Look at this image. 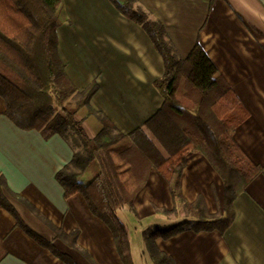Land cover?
<instances>
[{"label":"crops","instance_id":"0c3cea01","mask_svg":"<svg viewBox=\"0 0 264 264\" xmlns=\"http://www.w3.org/2000/svg\"><path fill=\"white\" fill-rule=\"evenodd\" d=\"M63 4L67 21L56 36L64 72L79 92L96 83L90 108L126 135L162 103L153 86L164 72L162 58L141 27L108 0ZM136 5L162 24L179 58L200 45L248 113L233 139L245 159L261 169L233 200L232 220L222 233L186 231L155 244L175 264H264V0H137ZM4 113L0 98V177L5 198L24 225L76 264H123L110 231L91 215L82 196L63 198L55 176L72 160L67 142L21 130ZM76 119L88 138L97 135L96 119ZM179 185L183 202L199 207L207 219L222 218L223 185L204 157L186 156ZM173 209L187 212L173 201L166 181L150 170L133 212L128 211L138 220L160 221ZM41 219L64 234L77 231L76 247L55 239ZM0 264L65 263L29 238L0 206Z\"/></svg>","mask_w":264,"mask_h":264},{"label":"trees","instance_id":"16d2710c","mask_svg":"<svg viewBox=\"0 0 264 264\" xmlns=\"http://www.w3.org/2000/svg\"><path fill=\"white\" fill-rule=\"evenodd\" d=\"M126 19L141 27L161 56L164 72L153 82L160 107L142 126L120 134L102 114L89 106L96 83L77 91L68 80L58 54L56 29L67 21L63 0H0V98L5 116L24 131H37L44 140L60 136L73 151L71 162L55 176L63 198L81 195L93 217L110 231L123 264H133L126 226L118 211L133 212V202L154 170L166 181L175 203L189 218L156 227L143 237L144 256L151 264H175L155 242L186 231L223 232L232 220V202L261 169L249 163L233 135L248 113L199 44L181 59L165 38L163 26L150 20L137 0H108ZM94 118L97 135L87 137L81 120ZM188 154L204 157L223 185V216L207 219L203 211L183 202L179 179ZM98 171L89 181L81 177L88 165ZM0 177V206L39 246L65 264H76L32 232L7 202ZM28 206V204H25ZM29 207V206H28ZM173 213H175L173 209ZM55 239L76 247L77 231L64 234L47 220Z\"/></svg>","mask_w":264,"mask_h":264},{"label":"rangeland","instance_id":"374dc122","mask_svg":"<svg viewBox=\"0 0 264 264\" xmlns=\"http://www.w3.org/2000/svg\"><path fill=\"white\" fill-rule=\"evenodd\" d=\"M97 171V164L95 162L90 163L82 176V181H89L95 176ZM117 216L126 226L130 256L133 264H151L144 256V235L152 232L156 227L169 226L182 219L188 218V213L185 211L182 214L180 212H175L169 215L170 217L165 220L161 219L159 221L152 219L148 221L147 219L138 220L135 215L125 208L122 211H118Z\"/></svg>","mask_w":264,"mask_h":264}]
</instances>
